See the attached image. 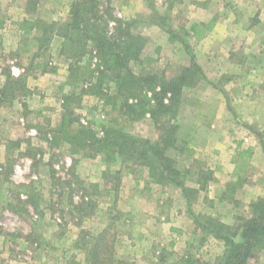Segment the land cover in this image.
Returning a JSON list of instances; mask_svg holds the SVG:
<instances>
[{
    "label": "rangeland",
    "instance_id": "obj_1",
    "mask_svg": "<svg viewBox=\"0 0 264 264\" xmlns=\"http://www.w3.org/2000/svg\"><path fill=\"white\" fill-rule=\"evenodd\" d=\"M72 1L0 0V88L9 70L25 89L0 99V264H174L187 256L215 262L223 244L206 237L194 217L237 224L249 216L243 203L249 182L228 184L222 198L212 178L188 205L180 188L154 182L135 158L92 147L91 139L108 128L152 142L160 132L148 113L134 120L124 113L128 93L118 94L115 72L90 41L61 48L58 32L70 22ZM97 10L94 18L110 38H119L120 30L145 38L138 60L129 62L132 73L155 74L158 82L185 77L171 120L175 147L167 153L176 168L188 171L186 185L199 188L197 172H212L213 161L197 147L216 136L219 121L237 123L230 138L235 146L250 139L264 143L260 120H251L249 134L236 119L252 110L237 95L251 89L264 95V83L229 80L239 79L241 70H263L264 0H97ZM216 25L244 31L223 37L229 57L222 53L221 80L210 83L204 74L186 73L204 54L202 37ZM78 34L81 42L83 29ZM208 105L217 121L202 118ZM254 164L240 171L262 185ZM247 264H264V247Z\"/></svg>",
    "mask_w": 264,
    "mask_h": 264
},
{
    "label": "trees",
    "instance_id": "obj_2",
    "mask_svg": "<svg viewBox=\"0 0 264 264\" xmlns=\"http://www.w3.org/2000/svg\"><path fill=\"white\" fill-rule=\"evenodd\" d=\"M97 12V0H73L70 8V22L60 25L64 27L65 32H58V35L63 38L61 48L65 49L75 42L83 45L86 41H90L97 49L98 57L104 63H108V67L115 72L118 94L128 93L122 104L124 113H131L133 120L148 113L154 120L160 135L158 142H152L149 139L135 138L123 131L108 128L103 137L92 138L90 144L97 152L110 155L117 151L120 156L135 158L147 168L151 180L158 184H173L180 188L190 205L191 194L203 190L213 176L211 171L204 172L201 169L197 172L196 179L201 183L199 188L190 187L184 182L188 171L182 172L176 168L175 159L167 153L169 148L175 147L177 124L171 120L180 102L179 94L182 86L188 85L184 82L185 77L180 76L158 82L155 74L139 76L132 73L129 62L138 60L145 38L129 31H125L124 34V30L118 32L119 38H110L105 34V30L99 28L98 19L94 18ZM91 18L94 19L93 22H90ZM82 23L83 27H81ZM80 29H83V36L81 42H77L75 35ZM87 30L91 33L88 34ZM33 42L34 39L26 41L23 46H28ZM24 52L27 54V50ZM27 55L32 57L30 54ZM192 69V72L186 73L188 76L195 74L203 76L200 66L193 61ZM2 73L5 75V81L0 88V99L5 96L12 97L17 91L25 90L21 78H14L9 70H4ZM147 92L152 93L149 98ZM135 106H138L137 111L132 110ZM80 133L85 132L80 131ZM244 156H249L247 150L244 151ZM16 187L22 191L26 188L23 185ZM200 217L203 222L196 216L194 217L195 224L200 227L206 237H213L222 242L224 247L222 255L213 263L193 261L187 256L175 261L174 264H247L254 250L264 247V196L251 201L249 216L238 218V223L235 225L225 224L209 215Z\"/></svg>",
    "mask_w": 264,
    "mask_h": 264
},
{
    "label": "crops",
    "instance_id": "obj_3",
    "mask_svg": "<svg viewBox=\"0 0 264 264\" xmlns=\"http://www.w3.org/2000/svg\"><path fill=\"white\" fill-rule=\"evenodd\" d=\"M248 30L251 31L253 29ZM243 31L244 30L236 29L234 27H222L216 25L215 27H212L208 33H205L206 35L204 34V37H202L200 41V47H202L204 54L203 56L201 55L200 58H196V63L200 66L204 74V80L210 83H216L221 80L219 76L221 75L222 71V69L220 70L223 61L222 53L226 52L225 54L228 58L230 51V48L222 43L223 37L232 34H240ZM257 31H261V29ZM255 46L256 44H253L248 47L251 48ZM229 61H232V59ZM232 66H234V63H232ZM239 66H241V64ZM258 67L262 68L263 70L261 71L259 68V71H255L253 69H250L249 71L241 70L239 79H236V76H232V78L229 80L230 82L238 80L237 82L252 81V83H264V63L258 64ZM261 76L263 77L262 79ZM261 90L262 89H251L249 91L242 90L244 93L237 95L238 99H240L242 103L250 104L252 107V110L248 113L241 115L240 112V114H237L236 116V119L240 120L241 118L243 122H245L244 130H246L249 134H254L252 128L253 126L251 125L252 119L260 120V124L264 128V95L261 94ZM230 95L231 98H235V96L232 94ZM209 107L210 105H208V108H206V111L204 112L205 116L202 118L208 122L217 121L216 119H211V117L208 116ZM236 124H231L225 120L222 121V123L219 121V125H217L216 128L217 130L214 133L216 136L209 137L208 140L203 138L200 140L197 148H199L202 154L206 153L208 159L213 161V164L209 166V168L212 169L213 176V179L210 182H212L211 186L213 189L214 187H217V193L219 196L222 195V198L225 195V189L228 184L235 185L239 181H244L246 183L249 182L248 188L246 190V193H248V200L243 202L244 208L248 209V204L252 199L257 198L258 196H264V183L262 185H257L253 181L254 175H251V173L247 175L245 174L246 176L242 175L240 167L242 165L251 167V165H255L254 163H257V170L259 174L264 177V143H261L259 140H251V134L249 137H243L244 140L250 139L249 144L244 145L243 148H241L239 144L243 145L244 141H238L235 142V146L234 141L230 140V138L234 131H236V128H234V125ZM240 149L247 150L249 152V156L244 157V152H240ZM211 186L209 188H211Z\"/></svg>",
    "mask_w": 264,
    "mask_h": 264
}]
</instances>
